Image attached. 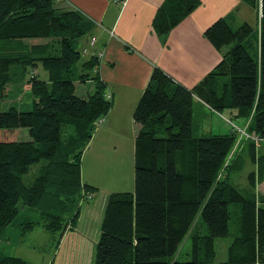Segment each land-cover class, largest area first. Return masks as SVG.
Instances as JSON below:
<instances>
[{"label":"trees","instance_id":"16d2710c","mask_svg":"<svg viewBox=\"0 0 264 264\" xmlns=\"http://www.w3.org/2000/svg\"><path fill=\"white\" fill-rule=\"evenodd\" d=\"M57 1L0 0V101L25 84L32 97L30 111L0 112V239L9 228L24 235L40 227L61 240L76 228L82 202L97 192L82 182L81 157L111 102L104 83L91 74L96 60L81 61L78 50L90 24ZM242 1L256 12L260 4L258 29L244 23L233 30L224 19L207 28L204 37L216 50L229 49L192 91L152 72L132 114L138 127L134 188L107 196L94 264H209L214 241L229 235L233 216L238 236L220 264H264V198L254 193L264 180V145L260 154L254 143L247 147L256 169L243 192L229 178L236 162L224 168L236 133L195 136L193 131L197 98L219 114L251 118L248 134L264 140V0ZM199 5V0H166L154 30L168 34ZM225 77L229 81L220 94L219 80ZM88 81L92 92L78 96L74 83ZM21 129L30 140L15 138ZM188 238L189 251L178 260ZM0 264L29 263L0 252Z\"/></svg>","mask_w":264,"mask_h":264},{"label":"crops","instance_id":"0c3cea01","mask_svg":"<svg viewBox=\"0 0 264 264\" xmlns=\"http://www.w3.org/2000/svg\"><path fill=\"white\" fill-rule=\"evenodd\" d=\"M165 1H57L64 9L77 12L90 24L88 34L79 43L82 45L79 49L81 61L90 58L96 60L91 74L97 75L104 83V95L110 96L108 101L111 102L102 124L95 123L92 138L81 157L82 182L97 189V192L90 200L82 202L76 230L93 247L98 241L107 196L133 191L135 137L138 127L132 114L152 72L157 69L174 85L192 91L221 63L226 51L216 50L204 37L207 28L219 19H224L227 23H245L253 29H258L259 26L257 13H260V4L256 12L242 0H199L200 5L192 13L168 34L160 36L154 30L153 22ZM249 14L254 16L255 23L252 26L247 22ZM91 39H95L93 49L89 47ZM84 47L89 49V53L83 51ZM94 53H100V57ZM92 88V82L88 81L78 87L75 85V92L80 91V95L85 96L92 92ZM193 102L192 114L195 116L208 112L215 116L221 115L212 111L200 99L194 98ZM234 114L236 113L233 112L232 115ZM241 120H244V129L250 124L251 118ZM223 121L229 124L228 120ZM232 132L211 134L209 131L206 134L226 135ZM255 148L256 154L263 152L262 147ZM104 158L107 159V167L115 169L106 178L108 180L104 181L106 183L112 179L111 184L115 187L113 192L106 191L103 182L105 179L101 178V170L96 167V163ZM124 158L123 163H116ZM263 182L264 180L256 184V187Z\"/></svg>","mask_w":264,"mask_h":264},{"label":"rangeland","instance_id":"374dc122","mask_svg":"<svg viewBox=\"0 0 264 264\" xmlns=\"http://www.w3.org/2000/svg\"><path fill=\"white\" fill-rule=\"evenodd\" d=\"M258 14V18L260 19V13ZM247 22L251 26L255 23L254 16H252V14H249ZM228 24L231 29L236 30L243 23L230 22ZM80 46L82 45H78V50L80 49ZM90 49H92V47H90ZM225 49L227 50L229 47ZM83 51L85 53H89V49H86V47L83 48ZM32 71H35L34 74L38 75L39 79L44 78L43 72L38 69ZM228 81V77L219 80V86L217 89L220 94L223 93L224 84H227ZM75 85L78 87L83 84L76 82ZM29 89L30 86L25 84L24 86L15 89L8 98L1 100L0 112H3L10 107H15L23 112L30 111L32 97L30 96ZM77 95L80 96V91L77 92ZM223 119L228 120L229 124L224 122ZM103 120L104 118H100L96 122H103ZM243 126L244 120L234 119L229 111H224L219 116H215L209 112L203 115L201 113L197 116L193 115V131L195 136H208L209 134L206 133L209 131L212 132L211 134H224L231 130L236 133V142L230 155L226 159L224 168L227 167L228 164L230 165L231 163L233 164L236 162L238 166L236 169L231 171V175L229 177L230 182L236 186L238 190H242L244 192L248 189L247 176L250 172L255 170V167L248 161L247 147L250 143H254L257 147H261L260 145H264V140L256 142L251 138L252 135L248 134L246 130L248 125H246L244 129ZM236 127H239V129ZM14 136H16L15 138L18 141L30 140L26 129H21L18 132H15ZM106 161L107 159L104 158L100 162L96 163V167L101 170V178L105 179L103 182L108 180L106 178L115 170L111 167L108 168L105 163ZM124 161L125 158L116 163H123ZM33 170L35 171V169ZM220 174H224L223 170ZM111 181L112 179H110V182H104L107 192H113L115 190ZM254 193L257 198H264V182L255 188ZM91 198V195H88L85 199L87 201ZM231 210H233V208H231ZM28 217V220L35 219L32 215H29ZM236 218L237 216H233L230 221L229 235L225 238L216 239L214 241L215 258L209 264H220L226 262L227 250L233 240L238 236ZM26 220L27 218H24L19 220V222H24ZM197 227H199V233H205L204 227L200 224H197ZM21 232L22 231L19 229L9 228L0 239V252L5 255L19 257L24 261H27L29 264H94L95 248L84 238L80 231L76 230V228L68 230L63 235L62 239L58 241L57 239L53 240L50 238V235L40 227L33 228L29 232L24 233V235L21 234ZM189 248L190 239L188 238L183 242L180 248L178 260L184 259V255L188 253Z\"/></svg>","mask_w":264,"mask_h":264},{"label":"built area","instance_id":"2783aa9c","mask_svg":"<svg viewBox=\"0 0 264 264\" xmlns=\"http://www.w3.org/2000/svg\"><path fill=\"white\" fill-rule=\"evenodd\" d=\"M94 45H95V39H91V41H90V47H92V49H93ZM94 55H96L98 58L100 57V54L99 53L98 54L94 53ZM106 99L108 100L109 99V96H107ZM96 124L100 125V124H102V122L101 121H98ZM251 138L253 140H255L256 142L263 141L262 139L256 138L254 136H252Z\"/></svg>","mask_w":264,"mask_h":264}]
</instances>
